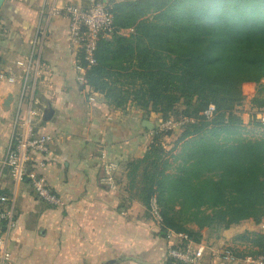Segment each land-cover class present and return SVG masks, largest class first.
<instances>
[{
	"label": "trees",
	"instance_id": "obj_1",
	"mask_svg": "<svg viewBox=\"0 0 264 264\" xmlns=\"http://www.w3.org/2000/svg\"><path fill=\"white\" fill-rule=\"evenodd\" d=\"M107 5L113 35L100 39L94 65L79 54L86 86L112 109L132 105L157 122L193 120L180 131L176 155V146L166 151L162 145L172 133L155 129L146 154L127 165L133 187L142 170L144 206L149 210L152 198L157 201L160 234L183 233L198 245L203 231L208 239H219L252 223L258 231L240 236L252 248L230 249L242 258L264 254V137L244 138L237 115L248 99L264 113V0H109ZM210 105L216 111L207 120L203 113ZM255 123L264 127L256 117ZM0 197L1 206L9 208ZM5 228L2 223L0 233Z\"/></svg>",
	"mask_w": 264,
	"mask_h": 264
},
{
	"label": "crops",
	"instance_id": "obj_2",
	"mask_svg": "<svg viewBox=\"0 0 264 264\" xmlns=\"http://www.w3.org/2000/svg\"><path fill=\"white\" fill-rule=\"evenodd\" d=\"M67 5L86 9L90 0H5L0 10V70L17 80L0 86V194L14 219L6 233L10 258L4 264H174L160 227L140 200L141 187H133L124 174L152 144L156 128L143 125L155 127L156 117L145 118L132 105L112 109L86 86L79 52L69 41V19L61 12ZM42 33L40 72L34 88L22 93L15 61L31 54L30 43ZM29 129L52 137L40 173L62 207L43 202L29 180L13 179L2 166L13 136H26ZM103 154L119 166L113 191L99 183ZM255 231L252 223L219 239H208L203 231L200 264H233L222 262L220 253L249 251L250 243L240 236Z\"/></svg>",
	"mask_w": 264,
	"mask_h": 264
},
{
	"label": "built area",
	"instance_id": "obj_3",
	"mask_svg": "<svg viewBox=\"0 0 264 264\" xmlns=\"http://www.w3.org/2000/svg\"><path fill=\"white\" fill-rule=\"evenodd\" d=\"M61 12L70 22V44L78 50L79 54L82 53L85 63L89 66L94 65V55L100 39L111 37L114 32L113 17L107 3L101 0H90V5L86 9L67 5ZM44 35L42 33L40 37L30 43L32 50L28 57L15 61L16 66L21 70L19 81L22 93L28 92L31 88L29 85L33 88L35 86L40 72ZM31 81L32 83H30ZM16 82V77L11 76L7 71L0 70V86L12 85ZM215 111V106L210 105L204 111L203 116L207 120H211ZM258 116L260 117L258 120L264 125V113H259ZM192 122V119L180 116L177 119L157 122L155 128L159 133H174L181 131L183 127ZM51 143L52 137L50 135H33L31 129L28 130L26 136L14 135L2 166L10 171L13 179L17 181L29 180L35 194L43 202L52 207H62L64 205L63 200L51 191L45 177L37 172V170L41 171L47 166V158L51 153ZM35 156L42 158L36 160ZM102 158L104 160L103 173L99 183L109 190H116L115 176L119 166L115 162L107 161L104 154ZM149 211L153 222L161 227L163 219L155 198L150 201ZM2 223H5L6 228L4 232L0 233V264H4L10 258V254L6 251V233L14 226L12 209L2 207L0 204V225ZM260 229L264 232V223ZM165 239L168 245L167 256L174 264H200L202 262L204 258L203 247L193 243L188 235L168 230ZM219 259L224 263L264 264V254L242 258L230 248L224 249L220 253Z\"/></svg>",
	"mask_w": 264,
	"mask_h": 264
},
{
	"label": "rangeland",
	"instance_id": "obj_4",
	"mask_svg": "<svg viewBox=\"0 0 264 264\" xmlns=\"http://www.w3.org/2000/svg\"><path fill=\"white\" fill-rule=\"evenodd\" d=\"M125 34H128V32H125ZM264 84V81L262 82ZM238 116L242 119V127L243 131L241 130V133H243V137L246 139H257V138H263L264 137V127L257 126L255 123V117L257 119H260L258 116L257 110L252 108V105L250 104V99L246 100L242 103L241 106L237 108ZM181 135V132H174L171 135H167L164 140L162 141V145L164 146V149L166 151H171L175 146L176 150L174 151V154L176 155L180 149L181 144L177 143V140L179 139ZM116 163V162H115ZM125 175H128L129 169L124 170ZM117 174L115 176V179H117ZM142 184V170L139 171V174L137 175V178L135 180V185H137L136 188L141 187ZM190 228L196 229L197 227L195 225H190ZM246 231V230H245Z\"/></svg>",
	"mask_w": 264,
	"mask_h": 264
},
{
	"label": "water",
	"instance_id": "obj_5",
	"mask_svg": "<svg viewBox=\"0 0 264 264\" xmlns=\"http://www.w3.org/2000/svg\"><path fill=\"white\" fill-rule=\"evenodd\" d=\"M4 2H5V0H0V10H1V7H2V5H3ZM45 116H46V114H45ZM148 124H149V122L148 121H145L143 126H145L147 129H152V130L155 129L154 126L153 127H150V126H148Z\"/></svg>",
	"mask_w": 264,
	"mask_h": 264
}]
</instances>
